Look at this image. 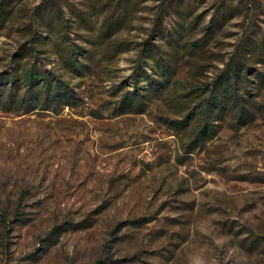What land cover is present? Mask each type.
<instances>
[{
	"label": "rangeland",
	"instance_id": "obj_1",
	"mask_svg": "<svg viewBox=\"0 0 264 264\" xmlns=\"http://www.w3.org/2000/svg\"><path fill=\"white\" fill-rule=\"evenodd\" d=\"M134 1L115 34L130 49L110 66V80L84 79L78 106L25 114L0 103V264H264V105L247 123L227 117L190 148L192 136L165 122L183 118L168 99L144 114L111 112L113 83L133 82L141 44L164 49L154 33L172 32L184 18L197 19L196 33L210 29L203 52L179 62L173 96L197 64L208 66L198 86L211 84L239 44L259 42L264 0ZM13 2L0 32V72L26 45L32 61L76 90L80 78L58 68L55 34L33 46L26 27L48 36L37 13L53 9L75 38L72 12L101 2ZM253 98L264 104V90Z\"/></svg>",
	"mask_w": 264,
	"mask_h": 264
},
{
	"label": "trees",
	"instance_id": "obj_2",
	"mask_svg": "<svg viewBox=\"0 0 264 264\" xmlns=\"http://www.w3.org/2000/svg\"><path fill=\"white\" fill-rule=\"evenodd\" d=\"M13 1L0 0V32L12 17ZM99 1V6H91L87 12H72L75 17L72 24L76 29L75 38L67 36L66 19L53 9L35 12L48 36L37 35L36 30H32V24L26 27L33 46L55 34L51 40L58 68L70 78H80L76 90L63 78V74L40 68L31 60L33 49L20 45L12 68L0 72V103L3 108L22 109L25 114L38 109L58 112L64 107L73 108L79 105L78 93L85 83L84 79L90 77L103 81L104 78H113L110 66L120 54L130 49V44L118 39L115 34L131 11L128 7L137 1ZM94 8L97 10L93 11ZM198 24L197 19L187 22L184 18L177 22L172 32L154 33L164 40V49L147 39L141 44L139 63L131 75L133 82L130 77L124 78L114 82L111 88V96L115 98L111 101L114 116L144 114L154 100L168 99L167 103L174 108L175 114L183 118H169L171 120L166 119L165 122L177 130H186L192 136L186 144L189 148L194 143L209 140L227 117L229 125L234 126L256 118L264 105L253 98L260 96L264 90V71L255 66L258 63L264 65V36L258 43L239 44L224 71L211 84L198 86L199 77L205 76L208 66L197 64V69L192 70L191 79L183 85L184 92L170 95L172 90L169 86L176 83L173 78L179 62L186 64V56H197L203 52L210 38L209 28L198 33L193 31ZM128 86H132V89H128Z\"/></svg>",
	"mask_w": 264,
	"mask_h": 264
}]
</instances>
